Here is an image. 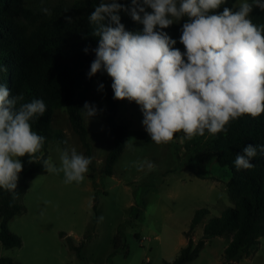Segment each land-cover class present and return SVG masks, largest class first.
Segmentation results:
<instances>
[{"label": "clouds", "instance_id": "9594fccd", "mask_svg": "<svg viewBox=\"0 0 264 264\" xmlns=\"http://www.w3.org/2000/svg\"><path fill=\"white\" fill-rule=\"evenodd\" d=\"M226 4L227 0H131L125 5L100 0L88 16L91 35L99 38L88 77L105 71L113 81V98L140 106L143 126L156 144L169 143L181 132V143L204 137L206 131L216 136L242 116L256 118L264 113V25L250 18L255 8L264 11V0H235L231 7L217 11ZM41 11L51 15L47 7ZM121 12L141 24L142 30H126ZM185 17L181 52L163 29ZM71 19L66 17L68 22ZM88 51L86 47L84 52ZM6 71L0 66V72ZM103 88L100 84L98 90ZM23 100L22 94L12 95L0 83V189L14 199L23 170L21 158L27 155L29 162H35L33 157L46 140L32 129V122L44 116L46 104L41 99ZM81 111L90 120L101 110L85 102ZM258 151L264 153V146H245L236 155L235 168H253L251 161ZM91 162L71 148L61 152L59 166L50 158L42 165L48 173H63L65 184H79ZM103 220L98 217V223Z\"/></svg>", "mask_w": 264, "mask_h": 264}, {"label": "rangeland", "instance_id": "374dc122", "mask_svg": "<svg viewBox=\"0 0 264 264\" xmlns=\"http://www.w3.org/2000/svg\"><path fill=\"white\" fill-rule=\"evenodd\" d=\"M100 84L101 79L95 83L90 104L101 111L90 120L84 115L92 151L84 181L65 184L63 173L32 179L24 198L25 213L10 223L23 245L7 249L0 242V259L21 264H165L177 258L197 211L209 213L192 233L195 241L203 236L210 219L233 206L227 187L232 173L218 163L213 136H196L181 143V132L169 143L156 144L143 126L140 106L126 99L120 100L119 115L128 126L127 147L113 175H106L105 161L115 139ZM71 148L86 156L62 107L53 117L48 159L59 166L61 152ZM101 215L104 220L98 223ZM78 236L80 240L73 242H84L80 254L70 249L67 239ZM116 237L120 238L117 246ZM229 240H208L192 264L223 262ZM245 262L264 264V237Z\"/></svg>", "mask_w": 264, "mask_h": 264}, {"label": "trees", "instance_id": "16d2710c", "mask_svg": "<svg viewBox=\"0 0 264 264\" xmlns=\"http://www.w3.org/2000/svg\"><path fill=\"white\" fill-rule=\"evenodd\" d=\"M130 5L131 0H118ZM100 0H0V83L6 84L12 95L22 94L24 102L41 99L46 104L44 116L32 122L33 131L46 138L41 152L29 162L25 155L21 158L23 170L19 173L18 196L0 189V242L7 249L20 248L21 237L10 230L11 221L25 213L24 198L29 190V182L47 175L42 162L48 159V147L52 138V121L55 111L65 107L73 131L78 135L87 157H91L84 114L81 111L85 102L90 104L97 80L101 79L103 99L109 105L107 123L115 139V147L105 161V173L112 176L118 159L127 147L128 126L121 122L120 100L114 99L112 79L105 71L88 77L90 65L95 60L92 49L98 47V37L91 35L92 25L88 16L98 6ZM235 0H227L223 7H231ZM47 7L51 15L41 9ZM151 11L150 9H148ZM121 23L126 30L137 32L142 25L121 12ZM71 17V22L66 20ZM250 18L257 25H264V11L255 8ZM173 23L163 29L176 40L174 48L184 52L180 43L182 25ZM88 47L89 51L84 52ZM136 104L134 101H132ZM227 132L213 136V149L218 163L231 170L232 177L227 184L228 194L233 204L220 217L210 219L204 225L203 236L195 241L192 233L206 218L209 211H197L190 231L186 233L187 245L181 248L177 258L165 264H188L199 258L208 240L216 237L231 239L224 253V264H238L249 258L264 237V153L258 151L252 159L253 168L237 170L234 165L236 155L252 144L264 146V113L256 118L245 115L232 121ZM180 133H176L174 139ZM207 131L205 135H207ZM64 144V140L61 139ZM94 209L96 206L94 205ZM138 237V236H137ZM70 242L72 251L81 253L84 242L76 245ZM120 238H115L116 246ZM0 264H21L10 258H1Z\"/></svg>", "mask_w": 264, "mask_h": 264}, {"label": "crops", "instance_id": "0c3cea01", "mask_svg": "<svg viewBox=\"0 0 264 264\" xmlns=\"http://www.w3.org/2000/svg\"><path fill=\"white\" fill-rule=\"evenodd\" d=\"M181 21H182V19L179 21V22H177V23H175V24H180L181 23ZM216 238H218V237H216ZM220 238H222V237H220ZM80 240V237L78 236V237H76V238H73V241H79ZM211 240V239H210ZM230 241H231V239L229 240V243H230ZM184 243V246L183 247H185L186 245H187V243H188V241L186 240L185 242H183ZM208 243V242H207ZM207 243H206V246H207ZM206 246H205V248H206ZM182 247V248H183ZM228 247V246H227ZM226 247V248H227ZM204 248V249H205ZM202 253V252H201ZM200 257V256H199ZM224 257V256H223ZM222 258V257H221ZM198 259H196L195 261H193V262H190V263H188V264H192V263H195L196 261H197ZM248 260V258H246V259H243L241 262H239L238 264H246L247 262H245V261H247ZM219 264H224V261L222 262V261H220L219 260V262H218Z\"/></svg>", "mask_w": 264, "mask_h": 264}, {"label": "built area", "instance_id": "2783aa9c", "mask_svg": "<svg viewBox=\"0 0 264 264\" xmlns=\"http://www.w3.org/2000/svg\"><path fill=\"white\" fill-rule=\"evenodd\" d=\"M143 240H146L145 238H143Z\"/></svg>", "mask_w": 264, "mask_h": 264}]
</instances>
